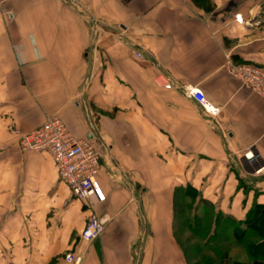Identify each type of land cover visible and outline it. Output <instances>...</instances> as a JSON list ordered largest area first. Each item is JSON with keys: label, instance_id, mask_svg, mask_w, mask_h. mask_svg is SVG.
I'll use <instances>...</instances> for the list:
<instances>
[{"label": "crops", "instance_id": "crops-1", "mask_svg": "<svg viewBox=\"0 0 264 264\" xmlns=\"http://www.w3.org/2000/svg\"><path fill=\"white\" fill-rule=\"evenodd\" d=\"M88 1L105 5L111 30ZM88 1L0 0V264H69L68 252L79 264H191L178 187L239 222L264 205V98L223 66L264 67V0ZM72 4L90 11L92 36ZM51 114L100 152L94 210L109 219L92 241L80 237L92 208L48 152L18 145Z\"/></svg>", "mask_w": 264, "mask_h": 264}, {"label": "built area", "instance_id": "built-area-1", "mask_svg": "<svg viewBox=\"0 0 264 264\" xmlns=\"http://www.w3.org/2000/svg\"><path fill=\"white\" fill-rule=\"evenodd\" d=\"M236 18L240 19L239 15ZM134 54L137 58L142 57L140 52ZM223 66L242 86L264 98V67L232 59H227ZM163 85L170 88L172 83L165 80ZM184 94L195 99L207 114H218L219 107L211 103L199 87L186 86ZM18 145L22 151H46L50 154L58 179L67 185L75 197L84 200L92 208L80 237L85 241L99 237L109 217L106 213L94 210V205L103 201L104 197L95 180L100 168V152L92 140L89 137H76L58 114H51L37 127L19 132ZM262 169L264 164L256 171ZM64 257L69 264L80 262V257L71 252Z\"/></svg>", "mask_w": 264, "mask_h": 264}, {"label": "rangeland", "instance_id": "rangeland-1", "mask_svg": "<svg viewBox=\"0 0 264 264\" xmlns=\"http://www.w3.org/2000/svg\"><path fill=\"white\" fill-rule=\"evenodd\" d=\"M88 1V0H87ZM82 11L87 20L90 35H93L90 11H83L81 6L74 5ZM90 6L95 16L104 20V4L84 3ZM101 28L105 29V26ZM100 29L104 39L115 40L109 31ZM112 28L109 27V30ZM99 50H104L101 49ZM198 192V191H197ZM175 232L178 242L186 251V257L191 264H250V243H257L259 235L249 227L245 228L243 221L223 215L217 211L216 205L201 199L199 192L190 186L176 189L174 200Z\"/></svg>", "mask_w": 264, "mask_h": 264}, {"label": "trees", "instance_id": "trees-1", "mask_svg": "<svg viewBox=\"0 0 264 264\" xmlns=\"http://www.w3.org/2000/svg\"><path fill=\"white\" fill-rule=\"evenodd\" d=\"M195 189V188H194ZM196 193L197 190L195 189ZM245 228L249 227L255 230L261 237V241L250 243L249 250L251 254L250 264H263L264 260V205L254 203L243 220Z\"/></svg>", "mask_w": 264, "mask_h": 264}]
</instances>
